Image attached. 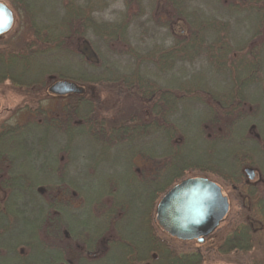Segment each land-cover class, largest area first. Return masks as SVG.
<instances>
[{
	"label": "trees",
	"instance_id": "1",
	"mask_svg": "<svg viewBox=\"0 0 264 264\" xmlns=\"http://www.w3.org/2000/svg\"><path fill=\"white\" fill-rule=\"evenodd\" d=\"M5 1L11 3L14 10L22 12L25 25L40 28L35 34L38 41L31 44H26L25 37L0 44V84L8 82L11 87L24 90L45 89L52 76L69 77V74H59L55 70L38 74L35 68L38 58L56 50L67 52L65 48L56 47V43L62 42V36L69 34L67 27L71 22L75 19L86 20L82 12L87 11L88 3L94 6V12L106 9L109 4L108 0H56L55 4L63 11V15H59L58 22L56 20L51 23L32 14L33 7L37 5L32 4L33 0ZM190 1L163 0L165 5L173 4L174 16L162 18L153 15L148 18V21L152 20L158 27H168L172 23L175 31L171 33L169 29L174 75L169 79L158 76V85L157 82L154 85L146 83L137 78V75L140 69L144 77L156 73L145 62L152 58H159L161 61L168 57L167 49L158 47L156 41L150 47H135L125 37L127 32L125 33L124 28L132 22V19H126L125 16H117L114 21L94 18L95 36L107 48L122 38L127 39L125 52L132 56L125 68L127 75L122 76L123 78L117 76L112 80L106 79L103 71L106 53L103 56L100 47L96 46L95 53L100 61L95 64L94 78L86 76L83 68L85 59L80 54L78 56L84 75L74 78L84 85L94 83L95 88L102 87L104 90L116 84L114 89L128 93L130 107L106 104L102 98L84 94L64 104L60 112L48 114L39 109L38 117L29 118L23 124H0V173H8L0 179H6L8 187L14 188L16 201H21L25 194L29 204V207L15 205L12 209L11 217L15 221L13 229L9 231L11 235L6 242L5 251L0 247V264L59 263L54 245L56 223L51 220L58 221L60 217L69 215L65 217L69 221L70 204L73 200L71 190L78 191L80 197L86 196V193L76 184L77 177L50 175L54 179L46 182L39 178L42 176L37 170L49 161L57 165L55 171L61 170L62 155L69 162L86 161L91 154L79 152V144L91 143L98 150L94 168L90 169L94 172L89 175L93 179L95 172H98L103 177L105 187L97 190L107 192L108 186L124 184L126 190L119 194L126 198V206L121 208V212L124 211L128 218L133 215V210L134 213L139 212L135 214L136 221H141L151 213L156 200L166 190L188 177L205 176L221 183L228 190L231 185L236 184L234 180L238 175L234 172L242 171L245 165H251L264 180V109L260 111L262 117L254 120L260 105L250 96L258 92L264 96V84L260 79L264 78V0H215L232 9L227 16L199 14L201 9H188ZM253 16L256 17L255 28L245 34L243 39H237L233 30L234 20L248 21ZM58 26L62 29L58 30ZM78 35L86 36V32H79ZM141 39L142 42L145 41L144 37ZM121 53L124 50L116 52V59ZM198 60L205 61L207 66L188 74L187 64L192 65ZM112 72L118 75L122 70ZM208 72L222 73L225 89L219 90L209 84L205 78ZM194 77L200 82L193 85L191 80ZM192 104L197 105L200 114L199 123L194 130L192 126L195 124L190 126V123L183 122L185 112ZM202 113L205 114L204 118ZM252 128H255L260 140L252 136ZM194 136L199 140L194 151L197 153L193 157H185L184 150L189 149L196 141ZM120 138L125 139L124 142L119 143ZM56 140L59 142L52 151L46 145ZM103 161L105 170L97 171L96 167L103 164ZM118 167L127 173L135 172L136 175H139V169L142 170V175L138 177L132 174L125 178L106 173ZM28 168H33L36 172L30 173ZM77 170L79 171L78 164ZM155 170L158 173L157 189L152 191L155 179L152 171ZM20 173L26 175L18 176ZM79 173L81 172L78 175ZM20 187L24 191L19 190ZM37 188L46 190L45 197ZM57 190L63 194L60 201L56 199L59 194ZM128 194L136 200L134 204ZM255 196L259 198L251 199L253 209L264 212V194ZM80 199L86 203L84 199ZM138 203L142 205L139 206ZM56 211H60L62 215H58ZM114 211L111 209L112 213ZM25 219L28 221H24ZM144 223L142 221L143 226ZM262 223L264 225V221ZM4 233L6 232H1L0 237ZM141 235L142 258L149 260L150 264L202 262L201 255L194 250L174 252L172 258L161 241H156V245L151 247L150 232L144 231ZM261 242L262 256H254V264H264V241ZM242 249L246 252L250 246ZM149 251L156 253V259L146 256Z\"/></svg>",
	"mask_w": 264,
	"mask_h": 264
},
{
	"label": "flooded vegetation",
	"instance_id": "2",
	"mask_svg": "<svg viewBox=\"0 0 264 264\" xmlns=\"http://www.w3.org/2000/svg\"><path fill=\"white\" fill-rule=\"evenodd\" d=\"M115 1L116 0H108V3L111 4ZM123 2L125 10H123V12H113V16L116 18L117 16L122 15L125 16L126 19H132L130 25L124 28L125 33L127 32L125 37L129 40V42H131L136 47L137 44H135V39L132 38L133 36L131 34L138 33L139 36L137 42L140 44V46L143 44L141 39L142 37L145 39L155 38L156 44L159 45L158 47L167 49L166 51L168 57L162 58L161 61L159 58H152L151 60L145 62L149 63L152 71L154 70L156 73L152 74V76L145 75L144 77L142 69H140L137 78L140 80H145L146 83H150L151 85H154V83L156 84L158 81V76L160 75H162L163 78L165 77L169 79L174 75V59L172 48H170L172 43L169 29L171 30V33H174V26L172 23V26L169 25L168 27L155 26L154 30L149 32L147 31L148 26H143V24L150 23L148 18L152 17L153 15L160 16L162 18L173 17V4L171 3L170 5H165L163 0H128V2L123 0ZM132 6L135 7L136 11L133 14H129L128 8ZM93 7L94 6L89 5V3L87 4V11H85V13L82 12V16L84 15L83 18L86 20L75 19L73 22H71L69 27H67V29L70 31L69 34L62 36L63 41L56 43V47H59V49L65 48L67 53L71 56L79 54L80 52L78 51L85 48L83 51L86 53V55L84 53L83 55L80 53V55L85 59L83 68L86 70V76L89 79H93L95 75V64L99 63L100 61L99 59L96 60L97 57L94 47L98 45L101 47L104 46L106 53L104 59H107L105 60L103 68L104 77L108 80H112L117 76L123 78L122 76L127 75L125 72L127 63L123 64V62H121L120 64L116 59L117 57L115 54L117 51L120 52L124 50V53L121 54L125 55L129 60L131 54L125 52V49L127 48V39L122 38V40L110 44L109 48L104 45L105 43L102 40L96 41L97 37L95 36L94 30V18L96 17L94 15L96 12H94ZM8 8L12 11L13 26L16 12L12 7L8 6ZM101 11H103V9ZM78 13H81V11ZM135 21H138V27H134ZM12 26L9 30L0 34L1 43L2 41H5L6 38L4 37L12 29ZM133 28H137L138 32L131 31ZM24 29V35L18 34L15 35V37H25L26 44H31L34 41H38V36L35 34L40 28H34L26 25ZM57 29L61 30L62 27L58 26ZM79 32H86V36H79ZM28 34H30V36ZM146 34L148 36H145ZM45 37L46 35H44V38ZM115 46H118L119 50H116L117 48ZM140 53H142V51H140ZM127 54H129V56ZM114 70H122V72L117 73L118 75H116V73L112 72ZM58 73L61 74L60 72ZM83 75L84 73L76 76L72 72V74L68 75V78H56L52 76L51 80H49V82L47 81L45 89L47 95L51 97L52 100L58 101V103L57 105L48 107V109H44L45 112L48 114L53 111L60 112L64 104L68 103L70 100H74L80 95L88 94L91 97L96 96L101 98L99 95H95L94 93V83L84 85L83 83H79L74 78L82 77ZM137 78L136 80L139 81ZM57 80H68L75 82L84 87V92L82 94L69 93L64 95H55L49 93L48 87ZM109 84L110 83H108V85ZM115 85L116 84H114V86ZM114 86L110 85L108 90H105L108 95L107 98L103 100L104 103L117 105L120 107L122 105H127V107H130L131 102L129 101L128 93L114 89L116 88ZM32 91L33 94H37L41 91V89H32ZM40 108L38 107L37 109H34V111H37ZM23 123L21 122L15 124ZM251 133L252 136L259 138L260 140L255 128H252ZM109 140L110 139H108V141ZM124 140L125 139L120 138L118 142L122 143ZM72 162V160L69 162L66 156H60L61 170L54 171L53 175L72 178L77 177L79 172L77 170V162L76 165L75 162H73V164ZM69 165L72 167L71 170L67 169ZM246 168L253 169L254 177L252 179L248 177ZM90 172L92 174L94 171ZM137 172L139 175H136V173L132 171L127 173V171H124L118 167L116 170H108L106 173H114L117 177L123 176L125 178L130 177L132 174L140 177L142 175V170L137 169ZM145 173H147V171H145ZM152 173L155 177L154 185L152 186V191H154L157 189L156 178L158 173L156 170L152 171ZM234 173L238 175V178L234 180L236 184L231 185V188L228 190L224 189L221 184L215 181L221 187L222 193L227 197L229 203V208L226 215L211 233L201 238L191 240H182L168 235L163 230H161L157 224L155 213L156 207L160 198L167 190L156 200L151 213H148L149 215L147 214L141 221H134L132 218H128L124 211L121 212V208L126 206V198L119 194L126 190L124 185H120V187L118 185H111L108 186L107 192L90 191V195L82 197H80V193L78 191L75 192L74 190H71L73 198L70 204L71 221H67L65 218L66 216L60 217L58 221L51 220L56 223L55 226L57 234L54 245L55 252L59 260L58 264H150L149 260H143L142 258L143 239L141 233L144 231L146 233H151V239L149 243L152 248L154 245H156V241H161L168 248L169 255L172 258L174 257V252L179 253L181 251L194 250L201 255L202 262L200 264H207V262L209 263L210 261L214 262L217 257H227L229 255H232V257L234 256V260L232 259L234 264H254L253 257L257 256V254L262 256L261 241H264V225L262 223V221H264V217L262 216L264 212L261 209L255 211L252 207L251 199L254 197V200H258L259 196H255V194H264V180L256 171L255 167L251 165H245L242 171H236ZM6 174L8 173H0V178L5 177L4 175ZM21 175H26V173H20L18 176ZM113 183L115 182L113 181ZM20 189L24 191L22 187H20L19 190ZM37 189L41 191L42 196L45 197V194L47 193L46 190L42 188ZM13 191L14 188L8 187L6 179H0V233L6 232L4 235L1 234L0 237V247H2V251H5L6 242H8V237L11 235V232L9 231L13 229L12 227L15 221L14 218L11 217L13 215L12 209L15 207V205L20 207L23 205L24 207H29V204L25 199V194L23 198H21V201H16ZM57 192L59 194L56 199L60 201L63 198V194L60 190H57ZM80 198L84 199L86 203ZM137 205L141 206L142 203H138ZM147 207L148 206H146V208ZM111 209H114L115 211L112 213ZM56 213L58 215H62L60 211H56ZM24 221H28V219H25ZM142 221H145L144 226L142 225ZM256 241L258 246H256ZM192 245H194L193 248ZM248 246H250V249L246 252L243 251L242 248ZM147 254L148 255L146 256H149L153 260L157 257L154 251H149Z\"/></svg>",
	"mask_w": 264,
	"mask_h": 264
},
{
	"label": "rangeland",
	"instance_id": "3",
	"mask_svg": "<svg viewBox=\"0 0 264 264\" xmlns=\"http://www.w3.org/2000/svg\"><path fill=\"white\" fill-rule=\"evenodd\" d=\"M3 3L7 4L10 7H13L11 3L5 0H0ZM78 2H81V0H77ZM56 0H33L32 4H37L36 6L33 7L32 14L43 18L44 20H47L48 22L55 23L56 20L57 22L59 21V15H63V11L60 9V7L56 6ZM188 9L190 10H195V9H201L199 11V14L205 13L206 15L212 16H227L230 15L232 12V9L228 7H224L221 5L219 2H216L215 0H191L188 4ZM124 9V2L123 0H116L115 2L111 3L108 5V7L100 12H96L94 16H96L100 20L104 21H111L114 20L115 17L113 16V12H123ZM136 11L135 7H130L128 8V13L133 14ZM15 14V22L12 26V29L7 33V35L4 37L6 38L5 41L2 43L9 42V40H17L19 38L15 37V35H20L25 31V21L22 18L23 14L22 12L19 13V11H16ZM238 18V17H236ZM256 17L248 18V21H237L234 20V34L237 37V39H243L245 34L248 32L252 31L255 27L254 24L256 23L255 19ZM138 21H135V26L138 27L139 25ZM143 26H148L147 31L152 32L155 28V25L153 22L143 24ZM142 26V28H143ZM131 31L138 32L137 28H133ZM30 36V34H28ZM133 39H135V44L140 45L138 41V36L139 34L132 33L131 34ZM96 41H101V39H96ZM155 42V38H147L143 42L142 47H150L153 43ZM0 42V44H2ZM99 46V45H98ZM100 47V50L102 51V54L104 56L105 54V47ZM119 50L118 46H115ZM85 50V48L83 49ZM83 50H79L82 55L83 53L86 55V53ZM79 53V54H80ZM49 55H43L42 57H39L35 68H37L38 74L45 73L47 71H53L55 70L56 72L60 73H65V74H72V72L76 75L79 76L80 74L83 73L82 66L80 64L79 60V54L71 56L68 54L66 51H52L48 53ZM119 55V54H118ZM97 57V56H96ZM117 57V56H116ZM84 58V57H83ZM97 60V58H96ZM107 60V59H104ZM118 62L123 64L128 62V59L126 58L125 55L120 54L118 56ZM206 63L203 60H198L196 63L190 65L187 64V73L191 74L195 70H203L206 67ZM209 73V74H208ZM205 78L207 79V82L211 84L214 88L222 90L225 89L224 87V75L222 73H214V72H208ZM204 78V79H205ZM204 79L202 80L204 82ZM262 79V84H264V78ZM201 81V82H202ZM200 80L197 77H194L191 80V83L197 84L199 83ZM94 93L95 95H99L102 99L107 98V93L102 87H97L94 88ZM259 93V94H258ZM255 94H250L251 97L254 98L255 102L259 103L260 107L255 115L254 120H258L262 117L261 115V109H264V96L258 92ZM64 102V100H63ZM58 101L52 100L51 97L47 95L46 89H41V91L37 94H33L32 90H24V89H15L10 86L8 82H4L3 84H0V124L5 123V124H15V123H23L26 122L29 118L32 117H38V110L34 111V109H37L38 107L42 110L48 109L50 106L57 105ZM45 111V110H44ZM205 117V114L202 113V118ZM200 120V114L198 113L197 110V105L192 104L186 110L185 112V118L183 120L184 123L189 124L192 126V124H195L192 126L193 130L195 129V126L198 125ZM192 130V129H191ZM192 132V131H191ZM194 135V134H193ZM194 138H196L194 136ZM57 142L59 140H56L54 142H48L46 146H48L50 149L55 150L57 147ZM199 144V140L196 138V141L192 143V146L186 150H184V153L186 154L185 157H193L197 152L195 151V147ZM252 146V144L250 143ZM250 145L248 147L250 148ZM253 149V147H252ZM79 152H84L91 154L86 161H80L77 160L78 168L81 173L77 176L76 179V184L81 187V189L86 193V196H88L89 190L90 191H98L97 189H100L101 187H105V184L103 183V177L101 174L98 172H95L94 178H90V169L94 168L93 163L97 160L95 157L98 152V150L90 143L87 144H79ZM75 157V156H72ZM104 162V161H103ZM102 162V163H103ZM73 164V162H72ZM75 165H76V160H75ZM57 165L53 161H49L45 163L41 168L37 170V173L40 174L39 177L43 181L46 182H52L54 177H51L50 175H53ZM69 170L72 169L70 165L68 166ZM97 171H102L105 170V162L103 164L100 163V166L96 167ZM30 173H35L36 171L33 170V168H28ZM194 174V173H192ZM190 174V175H192ZM83 178V179H81ZM38 179V177H37ZM217 182V181H216ZM221 184V183H219ZM124 185V184H123ZM222 185V184H221ZM120 187V184H118ZM223 187V185H222ZM224 188V187H223ZM131 200H133V204L136 202L133 196L130 194L127 195ZM142 212V211H141ZM135 214L133 210V215H129V218H133L134 221H136ZM66 217H69V215H66ZM71 221V220H69ZM194 245H192L193 248ZM234 260V256L229 255L227 257H217L214 262H207V264H234L232 261ZM213 261V260H212Z\"/></svg>",
	"mask_w": 264,
	"mask_h": 264
},
{
	"label": "water",
	"instance_id": "4",
	"mask_svg": "<svg viewBox=\"0 0 264 264\" xmlns=\"http://www.w3.org/2000/svg\"><path fill=\"white\" fill-rule=\"evenodd\" d=\"M13 23L12 11L0 1V34ZM48 92L55 95L82 94L84 87L68 80L54 81ZM254 177L252 168H246ZM229 208L221 187L204 176L188 177L173 185L160 198L156 207V221L166 234L182 240L201 238L211 233Z\"/></svg>",
	"mask_w": 264,
	"mask_h": 264
}]
</instances>
